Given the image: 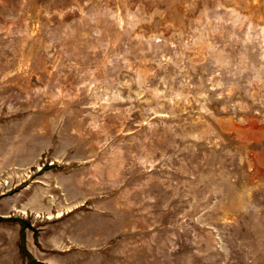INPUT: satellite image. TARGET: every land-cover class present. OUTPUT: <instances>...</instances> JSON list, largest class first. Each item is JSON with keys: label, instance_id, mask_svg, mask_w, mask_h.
I'll list each match as a JSON object with an SVG mask.
<instances>
[{"label": "rangeland", "instance_id": "rangeland-1", "mask_svg": "<svg viewBox=\"0 0 264 264\" xmlns=\"http://www.w3.org/2000/svg\"><path fill=\"white\" fill-rule=\"evenodd\" d=\"M30 258L264 264V0H0V264Z\"/></svg>", "mask_w": 264, "mask_h": 264}, {"label": "trees", "instance_id": "trees-1", "mask_svg": "<svg viewBox=\"0 0 264 264\" xmlns=\"http://www.w3.org/2000/svg\"><path fill=\"white\" fill-rule=\"evenodd\" d=\"M24 230V229H23ZM24 233V232H23ZM23 237H24V234L22 235V239H23ZM36 237H38V233L36 234ZM24 240V239H23ZM23 243H24V241H23ZM23 247H25V245H23ZM23 251V253L25 254H28L27 253V251H25L24 249L22 250ZM29 255V254H28ZM31 259V258H30ZM31 262L32 263H34V264H37L33 259H31ZM41 264H44V263H41Z\"/></svg>", "mask_w": 264, "mask_h": 264}]
</instances>
